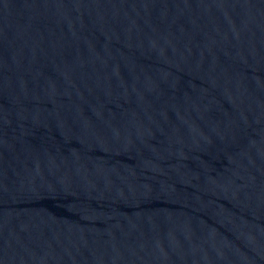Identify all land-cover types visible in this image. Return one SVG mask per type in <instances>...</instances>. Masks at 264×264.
I'll use <instances>...</instances> for the list:
<instances>
[{
  "label": "water",
  "instance_id": "obj_1",
  "mask_svg": "<svg viewBox=\"0 0 264 264\" xmlns=\"http://www.w3.org/2000/svg\"><path fill=\"white\" fill-rule=\"evenodd\" d=\"M0 264H264V0H0Z\"/></svg>",
  "mask_w": 264,
  "mask_h": 264
}]
</instances>
